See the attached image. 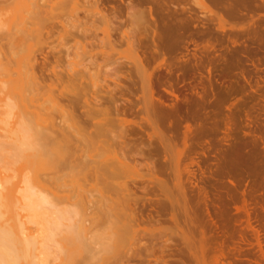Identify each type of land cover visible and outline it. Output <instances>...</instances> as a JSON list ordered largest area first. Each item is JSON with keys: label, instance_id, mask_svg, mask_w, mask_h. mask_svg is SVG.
Wrapping results in <instances>:
<instances>
[{"label": "rangeland", "instance_id": "1", "mask_svg": "<svg viewBox=\"0 0 264 264\" xmlns=\"http://www.w3.org/2000/svg\"><path fill=\"white\" fill-rule=\"evenodd\" d=\"M7 1L0 0V2ZM24 1L11 0L7 3L9 6L7 10L5 8L7 5L0 6V43L2 46L0 52L7 53L11 39H13V43L19 40L23 35L22 31L27 29L31 36L28 45L33 46L37 52L35 54L38 56L35 55L36 67H38L36 74L42 71L38 73L37 77L43 75L44 78L54 77L52 68H50L52 65L55 71L57 70L56 73L63 77L64 82H66L70 77L66 73L67 62L64 60H71L73 55L70 57L64 55V63L54 64L55 56L58 57L60 53L65 52L63 43L53 39L55 41L50 46L41 45L43 37L40 33L45 24L38 18L37 21L31 18L33 16L30 15L28 9L22 8V4L24 3L23 7H26V3L29 1ZM38 1L40 6L43 5L41 7H44L58 5L62 0ZM90 1L82 0L79 5L81 8L75 7L76 12L74 6L67 7L68 9L64 8V10L55 6L53 16H51L49 24L46 25L55 26L53 29L56 32L62 31L64 25L68 31L73 33L77 32L76 29L72 28L74 23L77 24V21L87 24L92 31L95 30V27L103 26L95 31L97 38L91 37L89 41L84 43L87 46L86 50L91 51L94 55L96 59L94 62L101 67L98 65L100 68L98 67L96 70L97 73L92 71V74H97L98 77L97 88L88 86L89 83L88 81L86 83V80L82 81L83 86L88 89L83 95L86 93L92 95L95 91L103 97H107L108 93L114 94L117 101L119 100L118 107L127 108L129 115H131L127 116L129 124L124 128V131L118 130L115 133V136H120L119 142H125L130 149L146 151L145 155L151 158L154 156L153 161L164 160V154L160 151L161 145L159 143L153 145L158 141L154 139V143L151 144L149 135L152 132L145 125L146 122L142 121L144 116L136 115V112L142 108L141 105H136L142 101L143 94L135 74L136 62L139 61L134 58V55L140 58L141 63H144L142 65L151 75V83L156 92L155 101L158 107L168 110L164 107V103L170 105L176 103V100L171 96L173 90L181 98L186 97L194 104V109L191 108L186 111L184 110L186 109L185 106H182L180 115L175 116L173 113L172 119L165 118L166 121L161 127V131L163 133L171 131L175 125L176 130L172 131L175 135L169 132V136L173 137L174 135L175 138H173L178 150L184 151L181 157L182 163L187 164L188 169L195 173L196 177L191 178L193 181L191 182L197 184L198 187L193 190L188 185L189 194L182 195L179 189L177 190L179 188L177 183H187V179L185 176L180 177V173L177 176L171 174L164 178L171 181L172 189L175 187V190L173 189L174 193L172 192V194H166L157 185L150 182V175L143 166V168L138 167L136 170H130L117 179L95 178L88 172L85 173L84 170L85 159L80 157L84 156V144L80 142L76 133L67 130L71 137V144L67 145V149L59 150L60 148L52 146L51 152L53 154L47 156L48 158L45 157L46 159L44 158L46 164L47 161L51 163L48 164V168H44L43 172V180L46 176L45 179L48 178L45 181L50 182L47 184L50 192L39 194V197L46 202L45 209L47 210L41 218L42 221L52 222L53 219H58L61 216V220H59L63 225L61 233L64 236L69 234L68 236L71 237L74 247H76L72 254L73 261L71 264H94V262L95 264H264V187L257 189L259 192L255 193L256 190L251 194L246 180H253L252 176L251 180L250 176H246L247 179L237 177L238 189L229 184L233 171L230 170L229 173L219 176V165L230 159L250 160L252 159V150H257L260 153L258 159L264 162V0ZM146 1L147 3H145ZM102 3L104 4L102 5ZM152 3H156L155 6ZM96 4L98 11L102 14H97L95 18H93L94 16L92 18L87 17L85 10H83L85 8L82 9V6L89 8ZM4 8L5 10H3ZM103 16H107L110 25L109 33L112 38L110 41L112 40L113 44H116L114 49L119 54L115 50L114 52L110 51L106 45L107 39L102 32L105 27L100 22ZM134 21H138L137 25L136 22L132 23ZM16 36L19 38H15ZM33 37L35 38L33 39ZM22 48H19L20 52L28 50L27 47ZM106 51L112 57L116 55L113 57L116 65L109 64L107 57L103 54L105 52L106 55ZM50 52H52L51 55ZM127 53L128 55H126ZM62 56L63 54L59 55V57ZM0 57L2 58L1 53ZM44 57H47L49 61H45L47 58ZM83 59V57L80 59L83 61L80 63L82 66L77 68L79 71H84L85 66L91 68V63L95 60ZM106 63L107 66H105ZM103 67L108 68L109 71ZM92 68V70L95 69ZM99 69H102L101 72ZM8 70L10 72L5 73H9V76L0 70V80H15L18 77L19 74L14 63ZM25 70L22 69V75H25ZM15 71L16 73H14ZM5 77L6 79H4ZM105 77L107 78L105 79ZM103 81H105L104 84ZM109 85L110 87H108ZM62 88L63 86L60 87L59 85L55 88L58 90L53 91V93L45 92L44 98L37 106H41V110L43 107L45 110L43 113L52 115L55 123L66 130L67 118L60 113L50 98H59L61 106L69 112L73 111L74 113L77 110L76 120L78 122L82 121L80 116L85 109L82 108L84 102L81 95L71 99V102L74 100L75 103L77 99V105L73 104L75 107L77 106V109L72 106L69 96L67 97L70 102L68 105L71 104L73 108L70 107L69 109L67 101L64 102L61 100L62 97H59L58 91ZM25 96L30 95L26 92ZM70 97L74 98V96ZM175 118L177 122L179 121L178 124L180 123L178 127ZM143 125L146 127L144 128ZM187 126L192 128V133L186 132ZM134 129L140 135H133L132 130L134 131ZM92 132L94 131L92 130ZM122 132H126V136ZM106 142L109 143V138L95 140V143H98L97 146L102 149V156L99 160L97 159L99 162H105L110 157L106 151L108 144ZM185 142H187L186 147ZM103 148L105 149L103 150ZM79 151L82 153L80 154ZM77 155H80V158ZM200 168L203 171L205 169V171L203 172ZM129 172L130 175H128ZM64 185L65 189H62ZM246 185L247 187H245ZM81 189L91 191V193L81 194L79 192ZM244 191L246 194H243ZM100 192L104 194H100ZM84 215L86 216L84 224L86 231L82 227ZM112 238H118L121 245L116 250L109 247L108 253L105 251L104 245L110 246ZM86 249L89 251L86 252ZM92 257H97L99 260L93 261L91 260ZM99 257H103L104 262Z\"/></svg>", "mask_w": 264, "mask_h": 264}, {"label": "bare ground", "instance_id": "2", "mask_svg": "<svg viewBox=\"0 0 264 264\" xmlns=\"http://www.w3.org/2000/svg\"><path fill=\"white\" fill-rule=\"evenodd\" d=\"M10 1L11 0H8L7 2H0V6L7 5V3ZM28 1H29V3H26V7H23L24 3L22 4V8L28 9V11L30 12V15L33 16L31 18H33L36 21L38 18L39 21H41L45 24L43 27V30L40 33L43 37L41 40L42 44L41 43L40 44L45 45V46L46 45L50 46V44H53L52 42L55 41L53 39L60 41L61 44L63 43L62 46H63V48H65V52L59 54V55L63 54L62 57H59V55H58V57L55 56V61H53L54 64H58V65L61 64L63 62V57H65L64 55H66L67 57H70L73 55V58L69 61H66V59L64 60L65 62H67V67H66L67 72L66 73H68V75L70 77V78H68V80L66 82H64L65 79H63V77H61L59 74L56 73L57 70L55 71V69H54V67H52V65H50L51 66L50 68H52V73H53L54 77L44 78L43 77L44 75L42 77H39V76L37 77L38 73H40L42 71H40L36 74L38 67H36L37 60L35 57V55H36L35 53H37V52H35L33 46H31L30 44L28 45L29 38L31 36L29 35V31H27V29L22 31L23 35L21 36V38H19L17 36L15 37V38H19V40L15 41L13 43V39H11L10 44L7 42L9 44V47H8L9 51L7 53H2L4 51L0 52L2 54V58L0 57V70L4 71V73L10 72L8 69L11 68V65L14 63L15 67L17 68V73L19 74L15 80H12V79L0 80V94L2 95L0 97V264H71V262L73 261L72 254H73L76 247H74V243L71 240V237L68 236L69 234H65V236H64L61 233V231H62L61 228L63 226L62 223L59 221V220H61V216H60V218L58 217V219H53L54 221H52V222H50V221L43 222L41 219L43 214H45V212L47 210L45 209L46 202L43 199H41V197H39V194H47L48 192H50L49 186L47 185V184H50V182L47 183L45 181L48 178L47 177L45 179L46 176H44V180H43V174H44L43 172L45 170L44 168L49 166L48 164H50L51 162L49 163V161H47L48 163L46 164V160H44V158L49 156L50 154H53L51 152L52 146L54 148L55 147H58V149L60 148L59 150L66 148L67 145L71 144V137L68 135L67 130L72 131L73 133H76L77 137L80 138V142H82L84 144V147H85V150L83 151L84 156L77 155V157L80 156L81 158L83 157V159H85V165H84L85 173L88 172L89 174L93 175V177H95V178L97 177V178L102 179V177L103 178L105 177V178H108L111 180V179L120 178V177L124 176L128 171L136 170L138 167L143 166L145 169H147V171L150 175V182H152L154 185H157L166 194H172V192L174 193L175 187L173 188L174 189L173 190L172 189L173 185H172L171 181L168 178H164V177H169L168 175H171V174H174V175L176 174V176H177L180 173L179 174L180 177L185 176V179H187V183H185V182L177 183V184H179V188H177V187L176 188H177V190L179 189L180 194H182V195L183 194H189L188 185L193 190L195 187L197 188L198 185L193 184L192 183L193 181L191 180V178L196 177L195 173L188 169L187 164L182 163L183 160H181V157H182L184 151L181 152L182 149L179 151L178 146L175 145V140H174L175 134L173 132L176 130V127L174 125L173 128L171 127L172 128L171 131H166V133H163L161 131V127L164 125V123L166 121L165 118L172 119L171 115L173 113H175V116L180 115L182 106H185L184 108H186V109H184V110L187 111V110H190L191 108L194 109L193 108L194 104L192 102H190V100L187 99L186 97L181 98V96L175 90H173L171 96H173V99L176 100V103L171 104V105L167 104V103L163 104L164 107L170 111L163 110L162 108L158 107V105L156 104V101H155L156 100V92H155L154 87L151 83L152 82L151 81V75L148 74V71L143 66L144 65L143 62H142L143 63V65H142V63H141L142 60L140 61L139 60L140 58H138L136 55H134V58H136L137 61H139V62H136V67H135L136 73L135 74L137 76L136 75L135 76H136V78H138V82L140 83L139 87L141 89V93L143 94L142 101H140L136 105V106L141 105L142 108L136 112V115H140V116L143 115L144 116V117H142V121L146 122L145 125H147L148 129L151 130V132H152L149 135V139L151 141V144L154 143L153 142L154 139L158 141V142L154 143L153 145H156L157 143H159V145H161L162 149L160 151H162L163 152L162 154H164V160H162L160 162H156L155 160L153 161L154 156L151 158L150 156L145 155L146 151L144 152V151L139 150V149L128 148L129 146L126 145L125 142H123V141L119 142L120 136L119 137L115 136V133L118 130L124 131V128L129 124V121H127V118H128L127 116L129 115V110H127V108H125V107H124L125 109L124 108L121 109L122 106L118 107L117 103L119 100L117 101V98L114 96V94L112 95L111 93H108L109 95H107V97L101 96L99 94V92H96V91H95L96 93L94 92L92 94L93 96L90 94H87V93H86V95H83V94H85V90L87 92L88 89H86L87 87L83 86L84 84L82 81L86 80V83L88 81V83H89L88 86L91 85L92 87H95V88L98 87L97 86V83H98L97 82V80H98L97 74H92V71H96L98 69V67L100 66L99 64H98L99 65L98 66L97 63L94 62V61H96L94 55H92L91 51L88 52L86 50L87 46L84 43H86L87 40L89 41V39H91V37L97 38V34H95V31H97L100 26L101 27H103V26L100 25V26H98V28L95 27V30L92 31L91 27L89 28L87 26V24H83V23H80L79 21H77L76 22L77 24L74 23L73 27H72L73 29H76V31H77V32L75 31L76 33H73L72 31H68V29L64 25L62 26L63 29L61 28L62 31L56 32L53 29V27H55V26L52 25L53 27H51V24H50V26H46L47 24H49L48 22L51 20V16H53V12L55 11L54 7L59 6V8L64 10V8L74 6L73 8L75 9L76 6L80 5V2L82 0H62V1H60V3L58 5L54 4L52 6L49 5V6H44V7H41L43 5L40 6L38 0H28ZM108 1L110 2V0H108ZM130 1H132V0H130ZM54 3H56V2H54ZM145 3H147V1ZM84 4H83V6L86 5V4L85 5ZM103 4L104 3H102V5ZM107 4H105V5H107ZM152 4H154V3H152ZM155 4H154V6H155ZM83 6H82V9L85 8L83 10H85L87 17L90 16L92 18L94 16L93 18H95V16L97 14H99V15L102 14V12L98 11L97 4L95 6L92 5L89 8H86ZM7 7H9V6L8 5L5 6L6 10H7ZM19 7H21V6H19ZM5 8L3 10H5ZM44 9H46V10H44ZM80 11H81V9H80ZM150 11H152V10H150ZM60 12H61V10H60ZM75 12H76V9H75ZM138 12H139V9H138ZM113 15H115V14H113ZM118 15H119V12H118ZM114 17H116V16H114ZM98 18H99V16H98ZM138 18L141 19V17H138ZM33 19H31V20H33ZM112 19H114V18H112ZM115 19H117V18H115ZM142 19H143V17H142ZM36 21H35V23H36ZM138 21H134L132 23L136 22V25H137ZM24 22L26 23V21H24ZM100 22H102V24L105 27L104 30H102V29L101 30L104 33L103 35H105V37L107 39L106 45L108 48H110V51L114 52V50H115L114 47L116 44H113L112 40L110 41V39H112V38H111V34L109 33L110 25H109V21L107 20V16L106 17L103 16V18L101 19ZM95 23H97V22H95ZM141 23H142V20H141ZM141 23H138V24H141ZM23 25H24V23H23ZM30 26H31V24H30ZM80 29H82V30H80ZM33 32H34V30L32 31V33ZM112 33H114V32L112 31ZM131 33H133V32H131ZM8 34H10V33H8ZM8 36H7V38L10 37V36L9 37ZM98 36H99V33H98ZM34 38L35 37H33V39ZM128 39H129V37H128ZM33 41H31V42H33ZM169 41H171V40H169ZM91 45H93V44H91ZM91 45H90V47H91ZM128 45H129V43H128ZM22 47H27L28 50L26 49L27 51H25V52L21 51L20 52L19 48H22ZM35 47H36V45H35ZM93 47H94V45H93ZM116 48H117V46H116ZM1 50H2V46L0 43V51ZM37 50H38V48H37ZM62 51H64V50H62ZM97 51H99V50H97ZM94 52H95V50H94ZM106 52H107L106 55H105V52L103 54H104V56L107 57L106 59H107V61H109V64H115V61H113V57L116 55L112 54L113 55V57H112L111 54L108 53V51H106ZM133 52H135V51H133ZM51 53L52 52H50V55H51ZM116 53H118V52L116 51ZM128 53L126 55H128ZM123 54H124V51H123ZM102 55H100V56H102ZM47 57H44V58H47ZM52 57H51V59L53 60ZM81 57H83L84 59L85 58L89 59V60L95 59L91 63V68H88L85 66L84 71L77 70L78 67L82 66V64H80V63L81 62L83 63V61L80 60ZM125 60H127V59L125 58ZM45 61L48 62L49 59L47 58V59H45ZM117 61H118V59H117ZM131 62H132V59H131ZM49 63L51 64V62H49ZM107 63L105 66H107ZM41 64H42V62H41ZM43 65H41V66H43ZM65 66H66V64H65ZM117 66H119V65H117ZM92 67H94L95 69L92 70L93 69ZM22 69H24V70L26 69L25 75H22L23 74ZM104 69L108 70V68H104ZM13 70H15V69H13ZM87 70H88V72H87ZM99 70H100L99 72H101L102 69H99ZM119 70H122V69H119ZM45 71H44V73H45ZM49 71H51V70L49 69ZM49 71H47V72H49ZM97 72L98 71H96L95 73H97ZM14 73H16V71ZM0 74H1V72H0ZM5 74H7L8 76L10 75L9 73H5ZM60 74H62V73H60ZM123 75H124V73H123ZM11 76H13V75H11ZM16 76H17V74H16ZM16 76H14V77H16ZM106 78L107 77H105V79ZM4 79H6V77ZM133 79H134V77H133ZM99 82L101 83L100 79H99ZM104 82L105 81H103V84H104ZM133 82H134V80H133ZM136 82H137V79H136ZM59 85H60V87L63 86L62 90L58 91V93L60 94L59 97L61 96L63 98L62 99L60 97L62 101L63 100H64V102H65V100L67 101L66 102L67 106H69L68 104L71 102V99H75V97L80 96V95L82 96L83 102H84L83 103L84 106L82 105V108L84 107L83 109H85V111L80 116L82 121L78 122L76 120L77 119V116H76L77 110L76 111L74 110L75 114L73 113V111L69 112L63 106H61V104H60L61 102L59 101V98L58 99L57 98H50V100L55 105V107L60 111V113L67 118L66 120H67L68 126H67L66 130L63 129L62 127H60V125H57L55 123L52 115L44 114L45 110H43V107L41 110V108H40L41 106H39V107L37 106V104H39V102L44 98L45 92L48 91L49 93H51V92L53 93V91L58 90L55 88H57ZM108 87H110V85ZM117 87H119V86H117ZM124 88H126V87H124ZM127 89H129V88L127 87ZM26 92H28L30 96H28V97L25 96ZM103 94H104V92H103ZM68 96L70 99L67 98ZM70 96H74V98L70 97ZM122 96H124V95H122ZM84 98H85V100H84ZM68 99L70 102L68 101ZM73 101L74 100H72V102H71L72 106H74L77 103V99H76V103H75V101L74 102ZM62 104H64V103H62ZM71 104L68 107L69 109H70V107H71V109H73ZM121 105H123V104H121ZM75 108L77 109V106ZM130 108H132V107H130ZM43 111H44V113H43ZM48 112H49V110H48ZM54 112L57 113L56 111H54ZM55 113H53V114L55 115ZM55 116H57V115H55ZM129 116H131V115H129ZM175 116H173V117H175ZM178 117H176V118H178ZM176 122H177V119H176ZM178 122L176 123L177 127L180 124V123L178 124ZM145 125H143L144 128L146 127ZM165 128H166V126H165ZM135 129H134V131L132 130V134L135 136L140 135L137 132V130H135ZM191 129L192 128L190 126H187L186 132L189 134L191 132ZM92 130L94 132H92ZM169 132L174 134L173 135L174 138L169 136L170 135ZM122 134H124L126 136L127 133L122 132ZM188 136H187V138H188ZM99 138H109V143L106 142V143H108L106 145L107 146L106 151L111 158L108 157V159H106L105 162H102V161L99 162L98 161L99 158L102 156V149L99 146H97L98 143H95V140H97ZM136 139L138 140L139 138H136ZM125 141H126V139H125ZM136 143H137V141H136ZM79 144H81V143H79ZM184 145L186 147L187 142H185ZM54 148H53V150H54ZM104 149L105 148H103V150ZM252 151H253V152H251L252 154L250 153L252 155V159H250V160L249 159L244 160L243 158L240 160L230 159L229 161H226V162L222 163L221 165H219V176H222L225 173H229L230 170L233 171L232 172L233 175H232L231 180L229 181V184L235 189L239 188V185L236 181L237 177H239V178L243 177V178L247 179L246 176H248V177L250 176V180H251V176H252L253 180H251V181L246 180L247 185H249L251 194H252V192L256 191L257 189L259 190V188L264 187V162H262L263 160L260 161L258 159V157L260 156V153H258L257 150H252ZM157 152H159V151H157ZM59 153H60V151H59ZM75 153H76V151H75ZM81 153L82 152H80V154ZM71 157H72V155H71ZM249 157H250V155H249ZM52 159H53V157H52ZM53 160H55V159H53ZM55 162H57V161H55ZM83 162H84V160H83ZM192 163H193V161H192ZM131 164H134V165H131ZM50 167H52V166L50 165ZM54 168H55V165H54ZM57 168H58V166H57ZM201 169L202 168H200V170ZM49 170H50V168H49ZM202 171H203V169H202ZM204 171H205V169H204ZM46 172L48 173V170ZM56 172H57V169H56ZM133 173H131V174H133ZM203 174H205V173H203ZM128 175H130V172ZM178 181H179V179H178ZM144 185H143V187L146 186V185L145 186ZM247 185L245 187H247ZM116 186H119V185H116ZM157 186H156V188H157ZM53 187H54V185H53ZM210 188H211V186H210ZM62 189H65V185H64V188H62ZM67 189H68V187H67ZM119 189H120V187H119ZM258 190L255 193L259 192ZM96 191H97V189H96ZM68 192H69V190H68ZM79 192L81 194H90L91 193V191H88L85 189H81ZM110 192H111V189H110ZM56 193H57V191H56ZM100 194H104V193L100 192ZM243 194H246V191H244ZM178 209H176V210H178ZM169 210H171V209H169ZM131 212H132V210H131ZM59 213H62V212H59ZM85 219H86V216L84 215L82 217V227L86 231V227L84 225L86 222ZM177 219H178V217H177ZM133 222H136V221H133ZM177 225H179V224H177ZM127 226H129V225H127ZM132 228H135V227L132 226ZM132 228H129V229H132ZM115 238H112V243L110 241V243H111L110 246L104 245L106 252H108L109 247H112L111 249H115V250L119 249V247L121 245L120 240H118V238L117 239H115ZM132 240H134V239H132ZM189 242H190V240H189ZM138 243H139V241H138ZM192 247H193V245H192ZM84 248H85V246H84ZM87 251H89V250L86 249V252ZM97 259H98L97 257L91 258V260H93V261H95ZM100 260L103 261L104 258L102 257V258H100ZM94 264H95V262H94Z\"/></svg>", "mask_w": 264, "mask_h": 264}]
</instances>
